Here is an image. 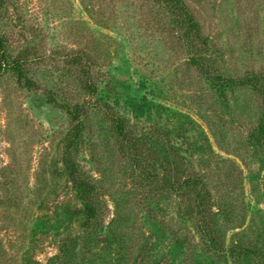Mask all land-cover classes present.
I'll use <instances>...</instances> for the list:
<instances>
[{
    "label": "rangeland",
    "instance_id": "1",
    "mask_svg": "<svg viewBox=\"0 0 264 264\" xmlns=\"http://www.w3.org/2000/svg\"><path fill=\"white\" fill-rule=\"evenodd\" d=\"M182 2L200 39L162 0H8L0 34L25 73L0 78V264H255L227 250L264 245V148L252 136L264 93L242 79L264 82V0ZM205 68L233 82L222 92ZM64 104L82 109L74 142ZM66 156L96 186L92 227ZM188 174L206 187L223 249L202 236L192 195L164 182Z\"/></svg>",
    "mask_w": 264,
    "mask_h": 264
},
{
    "label": "trees",
    "instance_id": "2",
    "mask_svg": "<svg viewBox=\"0 0 264 264\" xmlns=\"http://www.w3.org/2000/svg\"><path fill=\"white\" fill-rule=\"evenodd\" d=\"M166 3L167 6L172 7L174 16H177V23L178 25L183 28L184 34L189 40H193V38L200 39L199 36L201 34V24L198 20L194 18L190 10L187 6L182 2V0H162ZM8 4V0H0V18L8 11L6 8ZM203 49L200 47L197 49V53L203 54ZM22 56H12L7 49V43L5 41L4 35L0 34V78L7 70H11L15 73L16 77L18 78L19 82H21L25 69L23 67V60ZM77 59L82 63H85L83 56H77ZM89 61V62H88ZM92 59L86 60L88 64V68L91 67L93 62ZM91 64V65H90ZM204 69V68H202ZM203 70L204 75L206 78L211 82L214 86L218 85V90L222 91L226 87V83L233 82L232 78L222 76L221 74L218 76H210L208 71L210 68H205ZM209 69V70H208ZM90 71L88 70L86 74L85 87L92 93L96 92V86L92 82V78H90ZM243 80H249L250 82H255L260 84V91L264 93V82H262V78L260 75H254L250 77L242 78ZM241 80V79H240ZM237 82V81H236ZM28 86H33V82L30 80L27 81ZM264 96V94H263ZM264 99V97H263ZM264 103V101H263ZM63 107H67L65 104ZM67 112L71 116L72 120L76 122L75 131L73 133L72 141H76L78 137H80L83 129V120H82V109L79 107L69 108L67 107ZM114 122V129L115 132L119 135H122L123 140L127 141L126 144L132 147L133 144L129 140L126 131H125V124L121 117L115 118ZM253 138L256 140L254 141L256 146L264 148V111L263 114L260 116L259 123L257 125L255 133L252 134ZM129 146V147H130ZM134 150V148L132 147ZM65 168L68 174V178L71 181L76 195L81 200L84 206V213H83V225L86 228L92 227L97 216H98V206L95 201V184L90 181L81 171L78 166L76 160L71 156H66L64 159ZM175 177V176H174ZM173 176H166L164 178V182L171 187L176 188H183L185 193L192 195L193 200L195 202L196 207V225L198 226L202 236L209 241L213 247L217 249H223L219 246L217 242H215L214 236L212 233L213 228H211V223H208L206 220V200H204L208 195L206 194V187L203 185L202 180H200L197 175L188 174L184 175L182 178L177 179ZM173 182V183H172ZM240 233L237 232V235ZM240 238V237H239ZM62 253H65V256L68 260H72V254L70 252L69 244L64 243V246L61 248ZM234 256H242L246 259L252 260L255 264H264V245L260 244L254 240H246L245 242H240L239 240L233 241L230 244L228 250Z\"/></svg>",
    "mask_w": 264,
    "mask_h": 264
}]
</instances>
